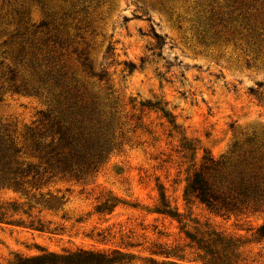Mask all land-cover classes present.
<instances>
[{
    "label": "rangeland",
    "instance_id": "374dc122",
    "mask_svg": "<svg viewBox=\"0 0 264 264\" xmlns=\"http://www.w3.org/2000/svg\"><path fill=\"white\" fill-rule=\"evenodd\" d=\"M62 73L113 122V148L88 175L58 173L34 151L51 140L42 113L57 115ZM0 134L42 176L0 189L1 264L77 248L208 264L197 243L264 264V206L224 215L189 188L197 171L218 174L204 158L219 174L254 163L264 176V0H0Z\"/></svg>",
    "mask_w": 264,
    "mask_h": 264
},
{
    "label": "trees",
    "instance_id": "16d2710c",
    "mask_svg": "<svg viewBox=\"0 0 264 264\" xmlns=\"http://www.w3.org/2000/svg\"><path fill=\"white\" fill-rule=\"evenodd\" d=\"M142 63H145L144 59ZM86 66L91 68L90 65ZM128 67L130 71H134L137 65L130 63ZM11 73V80H14L16 74L13 71ZM98 77L102 79L103 75ZM66 78V73L53 77V88L57 89L53 95L57 115H53L50 110L42 113V121L49 124L46 136L51 140L35 142L34 151L48 167L58 173L83 176L95 171L111 152L113 122L103 118L92 96L88 98L87 92H82L77 86H68ZM20 152L10 139L0 134V189L21 192L38 186L42 177L38 167L21 161ZM247 165L252 168L250 172L243 170L219 174L218 167L221 166V162L213 158H204L202 169L214 170L218 174L210 181L204 172L197 171L190 184V191L211 210L224 215L242 210L258 212L264 206V176L257 172L258 165L254 163L253 167L251 163ZM52 201H46V207L49 209H53ZM106 205H100L98 212L113 211L105 207ZM166 208L158 213L178 219V215ZM7 214L6 207L0 205V223H4ZM35 229L44 231L42 226ZM260 234L264 236V227L261 228ZM197 244L205 253L204 259L210 257L208 264H230L219 257L211 245L205 247L201 243ZM131 260L128 255L117 250L96 251L77 248L57 253L41 249L37 255L17 256L8 264H130ZM151 264L156 263L152 261Z\"/></svg>",
    "mask_w": 264,
    "mask_h": 264
}]
</instances>
